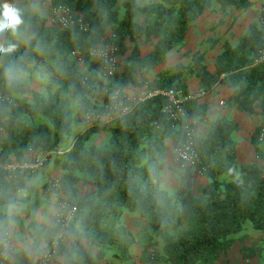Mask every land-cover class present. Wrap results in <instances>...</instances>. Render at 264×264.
<instances>
[{
    "label": "trees",
    "instance_id": "trees-1",
    "mask_svg": "<svg viewBox=\"0 0 264 264\" xmlns=\"http://www.w3.org/2000/svg\"><path fill=\"white\" fill-rule=\"evenodd\" d=\"M55 1L81 14L87 32L59 30L20 6H9L19 11L22 23L16 31V44L5 50L2 78L14 67L25 71L31 62L47 76L45 95L33 93L31 101L15 106L0 104V125L4 127L0 133V206L15 204L16 193L23 188L5 178L3 166L22 161L29 148L51 153L64 149L73 119L80 121L95 109L91 95L96 91L82 84V71L69 58L70 51L114 43L121 63L111 78L97 79L95 63L88 57L83 67L90 83L99 80L101 87L124 97L126 87L143 85V71L157 67L169 51L184 45L190 28L213 10L214 3L222 14L227 7L246 11L251 6L249 0H156L145 5L136 0ZM141 42L151 46L144 56ZM261 47L259 30L251 23L238 45L223 46L214 72L207 70L204 55L197 51L190 67L177 63L162 72L158 87L188 93L183 74L190 70L207 90L217 82L234 87L232 104L240 112L255 115L256 108L264 110V64L254 63ZM16 85L17 81L6 80L2 91H16ZM163 104L162 97H153L109 125L91 126L59 156L61 189L77 210L69 230L71 241L58 251L64 264H96L104 249L125 260L134 242L121 222L125 210L144 219L148 237L165 236L162 251L156 254L159 263L217 264L247 226L253 233L264 232V169L237 164L233 139L237 124L224 116L212 120L206 136L196 143L198 167L208 180L204 193L193 192L192 170L182 171L173 196L161 187L159 174L167 154L164 142L177 143L183 136L162 112ZM183 106L188 118L208 113V107L196 100L184 101ZM99 131L109 132L108 141L101 147L87 144ZM83 185L94 189L81 196ZM8 218L0 214L5 226ZM82 240L99 250L96 256L82 248ZM243 253L248 255L244 249ZM12 264L35 262L25 253Z\"/></svg>",
    "mask_w": 264,
    "mask_h": 264
},
{
    "label": "crops",
    "instance_id": "crops-1",
    "mask_svg": "<svg viewBox=\"0 0 264 264\" xmlns=\"http://www.w3.org/2000/svg\"><path fill=\"white\" fill-rule=\"evenodd\" d=\"M251 6L246 11H236L234 8L227 7L225 13L229 10L236 11L237 20L235 25L241 24V30L235 31V38L231 42H224L218 35H214L207 26L212 28L213 23L219 21L222 14L219 5L214 3L213 10L199 18L193 27L186 34L184 45L180 49L169 51L164 57L162 63L157 67L143 71L141 73L140 87L128 86L124 89L127 99L132 98L144 91L146 87H158L159 75L164 71H170L177 63L190 67L192 65V55L199 51L204 55L203 63L207 70L212 73L215 70L214 62L222 50L223 46L229 44L236 46L241 37L247 32L251 23L256 25V18L259 16L261 5L264 0H249ZM20 6L31 14L41 17L45 25L52 26L49 21V13L42 7L38 0H0V6ZM218 9L219 15L215 12ZM230 12V11H229ZM140 18V17H139ZM138 18V21H139ZM140 22V21H139ZM257 26V25H256ZM56 28V27H55ZM18 33H13L11 29L0 34V90L5 86V81H17L16 91H9L17 103L29 102L33 98V93L46 94V73L34 62L26 64L27 69L22 71L19 67H14L2 78V60L6 55L7 45H14L18 39ZM141 54L144 56L150 50L151 46L141 42ZM170 73H166L168 76ZM183 84L188 93L198 94L197 102L205 104L208 107L206 116L194 118L195 121V142L206 136L209 129V123L217 117L224 116L237 124V130L233 133L235 141L237 164L239 166L255 164L258 167L264 166V142H258L257 132L259 125L263 120V110L256 108L257 114L248 115L236 109L231 102V95L234 87H230L220 82L215 83L211 90L205 89L201 85L198 77L190 70L183 74ZM93 102V99H91ZM95 109L102 110V101L93 102ZM192 119V118H190ZM81 122V121H80ZM79 121L73 119L71 125V135L73 126L76 129V136L71 142H67L64 149L51 153V159L46 167L33 174L25 175L21 184L23 188L17 191V201L12 205L0 206V214L8 218L7 228L10 229L13 237V247L10 264L19 260L23 254H27L33 262L37 261L40 253L46 247L52 233V219L56 211V200L47 190L48 182L55 178H61L62 170L59 156L70 149L73 141L78 136L79 128L84 126ZM108 127V126H107ZM88 126L81 131L84 133ZM177 128L180 129L179 126ZM87 144L96 145L100 141L105 143L108 140V133L99 131L92 134ZM92 139V140H91ZM167 154L165 157V166L160 171L159 178L161 187L169 195L173 196L178 188L182 171L176 166L172 157V149L175 142L166 140L164 142ZM194 173V172H193ZM207 178L196 173L193 174L192 190L196 195H202L207 185ZM92 185H83L79 189V194L85 195L92 191ZM123 226L131 233L134 240L130 249V255L121 260L113 256V250L104 249L102 257L96 264H145L147 254L153 250L156 254L161 253L165 236L150 238L145 233V221L134 212L124 211L121 217ZM71 241V236H67V245ZM82 248L90 254L96 256L99 250L87 242L81 241ZM243 249L248 253L244 257ZM53 264H64L63 257L58 254ZM217 264H264V232L253 233L247 226L234 242L226 254H221Z\"/></svg>",
    "mask_w": 264,
    "mask_h": 264
},
{
    "label": "built area",
    "instance_id": "built-area-1",
    "mask_svg": "<svg viewBox=\"0 0 264 264\" xmlns=\"http://www.w3.org/2000/svg\"><path fill=\"white\" fill-rule=\"evenodd\" d=\"M40 5L47 9L51 25L59 30L77 29L87 32L88 25L81 14L74 11L67 5L58 3L55 0H38ZM258 30L262 47L255 58V64H264V4L261 5L257 20ZM5 50L10 51L11 47L6 46ZM94 61L97 79H109L118 70L121 58L118 48L114 43L103 42L87 50H72L69 58L81 69L85 58ZM82 84L93 89L102 96V110L93 109L86 112L80 121L88 127L103 122L109 125L114 119L126 114L131 108L153 97H162L164 104L162 112L177 124L182 130V139L175 143L172 149V157L176 166L181 170H192L194 173L203 176L202 170L198 167L199 156L195 142V121L187 117L184 109V101L197 100L198 94L184 93L180 89H163L160 87H146L144 91L129 100L121 96L119 91H109L90 83L87 73H82ZM0 104L15 106V99L0 90ZM4 127L0 125V133ZM258 142H264V110L263 120L257 132ZM51 159V152H43L29 148L22 161H14L3 166L5 178L15 186L22 182L25 175H33L43 170ZM264 169V166H263ZM47 190L56 200V211L52 219V233L46 247L40 253L35 264H53L61 246L65 245L70 227L76 215V207L69 202L61 189V180L52 179L48 182ZM19 191V190H18ZM13 247L12 233L7 226L0 221V264H10ZM145 264H169L159 263L156 260V252L151 250L147 254Z\"/></svg>",
    "mask_w": 264,
    "mask_h": 264
},
{
    "label": "rangeland",
    "instance_id": "rangeland-1",
    "mask_svg": "<svg viewBox=\"0 0 264 264\" xmlns=\"http://www.w3.org/2000/svg\"><path fill=\"white\" fill-rule=\"evenodd\" d=\"M152 1H156V0H136V2L139 5H145V4H147L149 2H152ZM118 7H119V11L122 12L123 9L120 6V2H119ZM215 10H216L215 14L216 15H219L218 9H215ZM229 11L227 13L221 14L219 21L214 22L211 29H209L210 26H207V28H206V30H210L211 32H213L214 35H218L219 38H221L224 42H231L235 38V31L238 30V32H239V30L242 29L241 28L242 27L241 24L240 25H235V22L237 20V16H236V13L237 12L236 11H238V10H236V11L229 10ZM257 20H258V17L256 18V25H257ZM139 21L142 22L143 21V17H140L139 18ZM256 27L258 29V25ZM81 71H82V73H85V74L87 73V70L86 69H81ZM95 82H96V84H95ZM92 83H94L97 87H100V89L103 88V87L100 86L101 83L99 82V80L98 81L95 80ZM91 99H93V102H95V103H97V101H102L103 100L102 99V96L98 92H93V94L91 95ZM80 123L84 127L79 128L80 130L78 132V135L81 134V131L83 129H85V126H87V124H84L82 122H80ZM101 124H103V122H101ZM89 128L90 127H88L85 131H87ZM105 132H107L108 133V136H110V134H109L108 131H105ZM76 134H77L76 129L73 126V132H72V135L70 136L68 142H71L74 139V137L76 136ZM93 137L94 136L91 135V138H93ZM104 144H105L104 141H100L99 143H96L95 146L101 147Z\"/></svg>",
    "mask_w": 264,
    "mask_h": 264
},
{
    "label": "clouds",
    "instance_id": "clouds-1",
    "mask_svg": "<svg viewBox=\"0 0 264 264\" xmlns=\"http://www.w3.org/2000/svg\"><path fill=\"white\" fill-rule=\"evenodd\" d=\"M21 23L19 11L15 7L0 6V34L9 29L15 33Z\"/></svg>",
    "mask_w": 264,
    "mask_h": 264
}]
</instances>
